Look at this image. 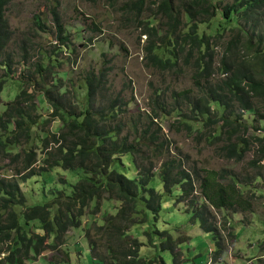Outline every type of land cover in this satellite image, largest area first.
Masks as SVG:
<instances>
[{
    "label": "trees",
    "instance_id": "1",
    "mask_svg": "<svg viewBox=\"0 0 264 264\" xmlns=\"http://www.w3.org/2000/svg\"><path fill=\"white\" fill-rule=\"evenodd\" d=\"M12 1L0 0V73L4 72L0 78V102L6 79L13 76L12 57L7 53L13 35L6 18L7 7ZM144 8V0L131 5V10H135L138 16ZM158 10L167 20V30L160 35L155 27L144 28L143 33L154 38L145 47V60L149 66L162 72L174 71L183 63L195 70V86L200 90L198 96L191 95L189 90L172 93L175 111L183 120L181 128H188L189 118L194 115L201 118L205 129L214 130L221 126L216 133H202L201 138H206L212 146L223 144V157L237 163H242L256 147L258 158L254 164L261 166L264 163V0H233L225 6L216 0H161ZM52 14L57 38L66 46L69 37L58 7ZM218 14L229 21L237 18L241 22L240 27L235 28V35L221 61H218L214 49V37L201 31L202 26ZM35 24L48 32L38 15H35ZM107 65L105 62L98 74L91 73L86 77L88 104L83 110H79L78 103L71 104V91L61 79L43 89V96L53 111L52 117L61 122L57 133L39 138V149L46 157L44 164L50 170H79L83 176L73 185L71 194L56 189L51 202L26 209V198L15 177L0 178V247H6L1 253L8 254L2 264H26L49 249L63 247L70 232L80 230L83 219L92 214L89 210L93 203L97 202L93 213L96 214L101 209V201L106 198L120 202L121 207L116 215L106 216V227H98L100 233L108 231V236H103L107 239V254L97 253L96 258L103 264L156 263L144 261L140 255L141 244L133 238L131 230L147 220L145 210L139 209L140 200H144L150 214L158 220L163 209V196L149 188L156 177L154 163L147 167L138 161L145 145L148 146L142 144L144 138L131 141L130 133L123 136L126 126L119 119L127 114L124 97L110 98L104 107L99 104L112 71ZM38 70L43 72V80L46 74L52 73L49 66L38 65ZM218 73L223 78L213 83ZM38 108L35 96L24 90L0 113V132L2 137L8 135L6 139L0 138V160L12 157L11 147L32 142L34 129L41 124V117L36 115ZM246 115L253 117L247 120ZM151 117L158 119L160 115L155 112ZM252 122L260 123L261 127H255ZM252 129L261 135H250ZM163 151L161 146L156 153ZM38 157L35 151L26 153V163L17 174L22 182L34 176L33 167ZM20 158L17 154L10 163H18ZM132 162L140 169L136 178L119 171L129 169ZM160 176L167 193H172L176 187L182 188L179 202L190 204L193 224L199 223L204 232L214 235L215 243L218 241L215 258L220 256L221 229L215 211L249 210L251 203L246 199L244 184L227 169L192 171L180 159L166 161ZM15 208L24 211L18 214ZM144 212L146 219L140 223ZM31 223H38L42 233L32 234ZM52 238L55 245L50 244ZM161 238L159 252L171 251L174 263L179 264L175 252L181 243H176L169 232L161 233ZM151 240L154 239L151 237ZM92 243L93 254L99 247L95 248L97 241ZM158 260L165 264L162 256Z\"/></svg>",
    "mask_w": 264,
    "mask_h": 264
},
{
    "label": "rangeland",
    "instance_id": "2",
    "mask_svg": "<svg viewBox=\"0 0 264 264\" xmlns=\"http://www.w3.org/2000/svg\"><path fill=\"white\" fill-rule=\"evenodd\" d=\"M136 1L139 0H13L8 5L6 18L13 36L7 53L12 57L13 76L6 79L0 113L26 90L35 96V104L39 107L36 115L41 117V124L34 129L30 144L11 147L12 157L0 160V178L15 177L20 183L27 202L24 209L51 202L56 189L72 193L73 185L83 176V172L47 169L44 164L46 157L39 149V138L50 137L61 127V122L52 117L53 111L43 96V89L61 79L71 91V104L78 103L79 110H83L88 104L86 77L91 73L98 74L105 62H108L107 66L112 71L99 104L104 107L108 99L117 95L124 97L127 114L119 119L126 126L123 136L130 133L131 141L144 138L141 142L148 146L145 145L138 161L141 166L147 167H151V162L154 163L156 177L149 188L163 196V209L158 220L150 214L144 200L139 202V209L145 210L147 220L134 227L131 234L141 244L140 255L144 261L162 264L158 260L162 256L165 264H175L174 253L159 252L158 249L163 239L161 233L169 232L176 243H181L175 252L179 264H264V163L261 166L254 164L258 158V149L253 147L246 159L237 163L223 157V144L212 146L206 138H201L202 133H216L221 126L214 130L205 129L201 118L194 115L189 118L188 128H181L183 120L175 111L172 93L189 90L191 95L198 96L200 90L195 86V70L183 63L170 72H162L148 65L145 47L154 38L146 36L144 28L155 27L162 35L167 30V20L158 10L161 0H144L145 8L140 16L131 10L132 3ZM216 1L225 6L233 0ZM56 7L69 37L66 46L57 38L52 14ZM35 15L40 16L47 33L35 24ZM240 25L237 18L229 21L218 14L202 26L201 31L214 37L218 61L226 53L228 43L235 35V28ZM38 65L44 68L49 66L52 70V73L45 75L44 80ZM3 76L4 72H1L0 78ZM222 78L218 73L212 82L217 83ZM155 112L160 115L158 119L151 117ZM250 116L253 117L246 115V119ZM116 123L118 121L114 125ZM252 123H255V127H261L258 122ZM250 135H261V132L255 133V129H252ZM7 137L5 135L2 138ZM161 146L164 151L156 153ZM30 151H35L39 157L33 167L34 176L24 183L17 174L22 171L26 153ZM17 154L21 156L19 162L11 164L10 160ZM172 159L182 160L186 168L192 171L202 168L216 171L227 169L244 184L246 199L251 203L249 210L215 211L217 225L221 229L219 243L222 248L217 258L215 251L218 241L215 243L214 235L204 232L199 223L193 224L190 204L179 202L183 195L182 188L176 187L170 194L166 192L160 175L163 164ZM129 166V169L126 167L127 170L123 168L119 171L136 178L140 173L139 167L134 162L129 163ZM43 168L47 171L41 172ZM146 197L149 199L148 194ZM100 206L101 209L93 214L97 202L93 203L89 210L92 214L83 219L80 230L70 232L63 247L49 249L47 253L33 257L26 264H103L96 256L97 253L107 254V239L103 236H108V231L100 233L98 227L108 225L105 223L106 216L116 215L121 203L106 198ZM24 209L14 210L20 214ZM145 212L140 216V223L146 219ZM29 229L32 234L42 233L38 223L29 224ZM93 240L98 243L95 248H99L92 254ZM50 242L55 245L53 238ZM4 250L6 247H0V264L8 256L7 253H1Z\"/></svg>",
    "mask_w": 264,
    "mask_h": 264
}]
</instances>
